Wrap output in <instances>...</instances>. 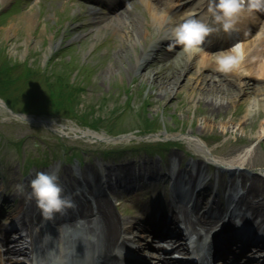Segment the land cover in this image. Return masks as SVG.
I'll return each instance as SVG.
<instances>
[{"label": "rangeland", "instance_id": "obj_1", "mask_svg": "<svg viewBox=\"0 0 264 264\" xmlns=\"http://www.w3.org/2000/svg\"><path fill=\"white\" fill-rule=\"evenodd\" d=\"M164 2L161 13L168 17V24L161 26L141 0H128L119 8H107L103 0H0V50L5 49L15 63L27 62L38 70L52 66L66 70L70 81L79 76L85 88L83 102L105 118L96 132L112 137L97 140L81 133L89 128L80 119L46 114L45 87L39 78L33 85L11 89L10 94L16 91L20 96L15 110L29 104L31 95L36 98L31 99L27 113L30 121L0 106V225L20 202H33L28 181L37 171L58 174L69 169L75 192L81 188V179L94 184L102 172L116 177L128 190L108 194L110 204L117 217L129 221L142 218L141 208L167 202L164 186L170 175L190 182L198 172L203 173L201 179L209 173L213 188L203 194L212 192L215 199L227 190L228 179L234 180L237 191L244 192L249 182L241 184L239 175L259 178V186L264 183L262 177L253 175L264 170V137H258L264 123V83L246 79L244 87L237 82L215 87L213 80L229 79L231 73L190 64L183 47L160 44L185 13L179 7L170 8V0ZM66 60L72 64L65 66ZM77 66L88 67V72ZM202 77L206 81L197 84L195 80ZM127 90L132 91L131 98ZM143 100L149 103L147 118L162 126L155 133H145L138 126H143L139 122ZM36 115L47 123L32 121ZM157 141L169 142L158 151L159 156L140 150L142 143L122 151L131 144ZM250 145L253 151L239 175L223 177L207 164V150L225 160ZM113 147L121 154L103 158L102 150ZM70 150L79 155H74L79 163L71 158ZM120 166H125L126 174L119 172ZM147 176L152 179L144 183ZM76 177H80L79 185ZM251 196L264 198V192ZM31 210H37L34 204ZM159 248L155 243L150 254ZM179 254L172 252V256ZM255 262H264V255Z\"/></svg>", "mask_w": 264, "mask_h": 264}, {"label": "bare ground", "instance_id": "obj_2", "mask_svg": "<svg viewBox=\"0 0 264 264\" xmlns=\"http://www.w3.org/2000/svg\"><path fill=\"white\" fill-rule=\"evenodd\" d=\"M141 2L153 12L154 20L158 24L161 26L168 24V17L161 13V10L165 9L164 0H141ZM170 2V8L189 9L180 22L188 16H197L200 19L205 17L200 12L203 3L199 0H170ZM259 16L260 18H258ZM123 21L127 20L124 19ZM209 22L211 21L209 20ZM235 27L236 31L227 32V34L218 30V27L217 30L210 31L203 45L206 49L205 52L188 53L183 50L190 64L198 63L203 69L210 70L211 67L218 69L216 57L222 50L236 45L240 46L241 59L238 66L230 72L229 79L224 78L225 80L217 82L213 80L215 87L232 82H237V85L244 87L243 84L246 79L264 83V13L252 16L244 12L237 20ZM239 33L241 35L238 36ZM138 34L143 35L140 30ZM169 35L165 36L168 37ZM230 39L232 40L231 43L226 44ZM195 81L197 84H202L203 81H206V78L202 77ZM81 133L92 136L97 140H112L103 133H95L89 130L81 131ZM181 137L188 138L186 136ZM258 137H264V123L258 132ZM252 151L253 147L250 145L245 147L240 154L226 160L214 157L211 152L207 151L208 157L205 158L209 162L222 164L227 168H242ZM124 167L120 166L118 168L119 172L124 173ZM257 173L253 175L264 176V170ZM57 175L59 177L58 183L62 187V194H68L73 201V205L60 213H55L51 218H44L38 210L32 212L31 207L33 208L34 204L32 200V203H26L27 208L22 204L25 209V211H22L23 208L20 210L23 218L20 217L18 220L16 216L7 215L4 221H15L16 228L15 230L13 228L4 231L0 226L1 263L118 264L119 249L122 248L121 261L123 260L126 264H140V260L127 254L134 251L136 254L142 255L144 253L148 255L149 250L154 249V244L159 241L161 243L160 252H157L162 255L155 257L157 264H186L184 261L174 258L171 254L172 251L181 252L187 249L186 245H182L179 241V238L180 240L186 238L191 246L198 248L201 253L200 257H197L199 263L208 264L209 258L206 259L205 247L214 244L218 246L219 254L229 256V253H223L224 244L218 237L228 230L229 226L237 224L244 228L247 224L259 234L260 239L251 243L249 252H247L248 255L255 256V258L264 255V198L256 199L251 196L254 194L262 195L264 192V187H262L264 183L261 186L257 185L260 182L257 177L243 176L245 174L239 175L241 176V184L249 182L246 190L238 192L234 188L235 186L232 187L233 183H230L227 185L229 189L228 195H226L229 198L227 209L213 201L208 210L205 209L206 206L204 205L207 200L205 201L199 195H197V198L185 195L186 183L181 182V184L179 180L176 181L177 178L175 177L170 192L174 198L176 195H180L177 201L174 200L169 204L156 203L141 208L140 213L144 216V219L133 222L125 220L124 222L114 214L110 204L111 199L108 194H117V191L110 186L111 183H108V173L104 174L102 172L101 174L107 193L99 187H92L86 180L81 179L83 183L80 184V177H76L75 180L81 188L78 189V192H75L71 184L73 178L69 169H62ZM63 176L67 178L65 182L60 180L63 179ZM114 179V183L117 184L118 181ZM151 179L147 176L146 182ZM27 192L30 196L29 187ZM168 226L170 229H168ZM171 227L174 229L173 232H171ZM177 227L179 228L176 231ZM232 229L228 233L229 237L227 236L224 240L232 245L230 248L234 249V254L231 256H234L239 252L242 253L243 249L237 245V241L242 239V242H246L248 239L247 235L240 237L233 235ZM121 232L122 238L120 239L119 234ZM162 232H165V234L162 235ZM143 242L147 245L141 246ZM52 245L56 246L55 251H53ZM252 253L253 255H251ZM241 264L257 263L255 259H247Z\"/></svg>", "mask_w": 264, "mask_h": 264}, {"label": "clouds", "instance_id": "obj_3", "mask_svg": "<svg viewBox=\"0 0 264 264\" xmlns=\"http://www.w3.org/2000/svg\"><path fill=\"white\" fill-rule=\"evenodd\" d=\"M206 12L208 15L205 19L188 16L172 27L171 34L166 37L170 41L169 46L175 48L180 45L188 53L205 52L203 45L210 31L217 30L218 26V30L227 33L235 29L242 13H264V0H207ZM239 53V45L222 50L216 57L217 70L222 73L232 72L241 59ZM58 179L56 171H37L28 181L29 194L44 218H51L55 213L73 205L69 195L62 194ZM122 253L123 249L120 248L119 259Z\"/></svg>", "mask_w": 264, "mask_h": 264}, {"label": "trees", "instance_id": "obj_4", "mask_svg": "<svg viewBox=\"0 0 264 264\" xmlns=\"http://www.w3.org/2000/svg\"><path fill=\"white\" fill-rule=\"evenodd\" d=\"M58 61V60H52ZM72 61L66 60L65 66H70ZM50 66H52L50 64ZM78 67V66H77ZM40 69V68H39ZM88 72V67H78L77 70L79 71ZM67 71L66 70H54L53 66L52 69H40L32 67L29 63H15L7 54L5 49L0 50V98L4 100L7 106L11 109H14L15 103L19 100L20 96L14 91V94H10L11 89H16L20 85H23V88L27 84L33 85V80L35 78H39L42 80L45 93H46V100L47 101V108L44 110L46 114H53L57 117L62 118H77L80 119L82 124L86 126L98 129L99 123L104 121V116L102 115H95V108L94 106H90L83 102V95H84V82L80 79L79 76L76 77V80L70 81V78H67ZM22 88V89H23ZM130 90H127L129 94ZM14 95V97H12ZM38 95V94H37ZM36 98L35 95L30 96V103L27 105H23L20 107V111L29 113V106L31 105V99ZM130 98V97H129ZM84 103V104H83ZM130 104V100L128 101ZM127 103V108L132 109L129 107ZM84 105V106H83ZM149 103L143 100L142 104V113L140 121L142 123V127L138 123V126L142 129L143 132H150V131H157L158 129L162 128L161 124H159L156 120H149L147 118V110ZM85 107V108H83ZM87 107H89L87 109ZM15 110V109H14ZM125 110V109H124ZM141 146L144 149L150 150V145H146L148 147H144L145 145L142 144ZM156 147L159 149L162 144H155ZM114 153L110 151V154ZM113 155V154H112Z\"/></svg>", "mask_w": 264, "mask_h": 264}, {"label": "water", "instance_id": "obj_5", "mask_svg": "<svg viewBox=\"0 0 264 264\" xmlns=\"http://www.w3.org/2000/svg\"><path fill=\"white\" fill-rule=\"evenodd\" d=\"M17 116H20L19 114H17ZM38 121V120H37Z\"/></svg>", "mask_w": 264, "mask_h": 264}]
</instances>
